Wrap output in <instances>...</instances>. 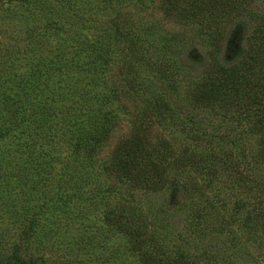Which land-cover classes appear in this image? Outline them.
Masks as SVG:
<instances>
[{"label": "rangeland", "instance_id": "1", "mask_svg": "<svg viewBox=\"0 0 264 264\" xmlns=\"http://www.w3.org/2000/svg\"><path fill=\"white\" fill-rule=\"evenodd\" d=\"M163 1L0 0V114L37 111L29 119L50 128L47 141L35 140L51 142L55 156L67 153L55 160L15 148L3 160L0 255L15 252L34 264H143L140 253L154 251L146 234L155 232V245L185 253L187 264H264V0H237L235 14L181 23L169 18ZM125 40L139 60L124 50ZM90 42H102L106 53L87 66ZM165 43L164 50H149ZM125 60L129 66L119 70ZM233 62L251 88L209 97L204 90L220 78L218 65ZM121 76L129 80L124 89L135 85L126 100L131 105L113 119L100 153L70 152L64 146L69 132L55 135L56 117L75 112L74 99L83 93L99 92L113 103L111 89L123 84ZM160 82L172 110L184 118L154 122L152 141L162 137L198 163L177 172L183 192L121 183L125 206L141 211L144 226L142 234L130 235L123 226L138 222L108 214L114 199L105 203L104 188L82 179L108 180L101 161L127 132L141 98L162 89ZM33 123L24 119L23 128ZM3 143L13 148V141L0 139V154Z\"/></svg>", "mask_w": 264, "mask_h": 264}, {"label": "trees", "instance_id": "2", "mask_svg": "<svg viewBox=\"0 0 264 264\" xmlns=\"http://www.w3.org/2000/svg\"><path fill=\"white\" fill-rule=\"evenodd\" d=\"M163 5L167 7L169 18L179 23L182 20L187 21L194 18L201 21L205 14H223L227 17L239 11L237 0H164ZM124 37L126 38V36ZM125 41L126 43H123L124 50L135 57L136 60H139V54L135 50L134 52L131 51V42L128 40ZM89 46L90 49L83 61V63L87 61L85 62L87 66H90L91 62L95 59L98 63L101 62L104 58L103 52L106 53V47H104L102 42H90ZM169 46V43H165L163 45L152 46L149 50L151 49V52H155L160 47H163L164 50V48ZM149 50L148 56L150 54ZM145 58L147 57H143V59ZM149 62L147 60L146 63L149 65ZM125 66H129L127 60L120 65L119 70H125ZM235 66L236 62L221 63L218 65V69L221 72L219 74L220 78L215 84H210L213 87L204 90L205 93H208L209 97H214V93L225 95V89H230L232 92H235V90L242 87V91L245 92L251 88L249 79L239 72ZM121 80L123 81L121 86H112L111 99L113 103L106 100L108 97L102 93L90 92L88 95L83 93L82 96L80 94L79 98L76 96L74 99L75 103H77L75 112L66 110L56 117L59 123L54 124L56 128L55 135L58 137L65 131L69 132L70 136L64 142V146L70 152L89 158L97 157V154L100 153V146L109 137L112 130L111 124H115L113 119L119 121V115L127 112L125 110L131 105H128L126 100L132 99L130 94L135 85L133 82H130V89H127V91L124 87L126 88L129 80H125L122 76ZM262 82H264V79ZM160 84L162 83L160 82ZM164 87L165 85L162 84V89L149 91L141 98L143 103L138 106V112L133 114L127 132L124 135L116 137L110 146L108 156L100 164V169L103 170L104 176L108 180L100 183L97 180L89 181L90 178L86 179L85 176L82 179L84 182L86 180V183L89 182L97 190L104 188L102 191H104L105 197L107 198L105 203H108L109 197L114 199L106 207L108 214H114L119 218L123 217V219L138 222L135 228L123 226L130 235H135L137 232L142 234L144 226L137 218V213L141 211H136V209L130 210L125 206L126 200L121 196L119 191L121 183L125 181L127 186L140 187L146 190L161 188L169 190L173 188L175 192L176 190L183 192L185 191V186L179 181L177 172H180L186 165L195 167L196 163H198V158L195 155L186 153L181 149L175 151L172 145L162 137H157L155 141H152L155 135V129L152 127L154 122L161 120L162 117H166L169 120L175 119L178 122L184 118L182 114L172 110L171 105L174 102L168 100L166 97L167 93L165 92L167 90H164ZM119 89H121V92H119ZM92 101H96L94 104L97 103V105L93 106L91 104ZM106 102L108 108H103V104L105 105ZM197 102L201 103L202 101L198 100ZM36 112L31 111L25 113L20 110L8 108L5 114H0V139L8 143L13 141V148H9L3 143L0 154V166L4 159L12 155L15 148L18 151L26 150L28 153L35 154L36 156H47L51 159L53 157L55 160H57L56 158L63 157V154H67L60 153L55 156L52 150L54 146H49L51 142H45L44 145L35 140L36 137H39L41 140L47 141V131L50 128V125L37 127L39 122L42 121L38 118L35 120L29 119L31 117L29 115L35 114ZM39 113L43 114L42 111H39ZM24 119L33 121L34 126L25 127ZM191 123L193 122L191 121ZM23 125H25L24 128ZM23 132L26 138L21 137ZM108 181H110V184ZM117 181H120V184H117ZM218 187L220 186H216L217 189ZM169 203L170 200H165L163 205L167 206ZM203 204L206 205L205 200ZM146 236L148 238L153 237L154 251L140 253L143 264H187L190 261V257L179 250L170 254V250L166 245L164 246L163 242L155 245V232H149ZM133 246L138 248L140 246V240L135 239ZM34 263L35 260L33 258H23L15 252L10 253L9 256L0 255V264Z\"/></svg>", "mask_w": 264, "mask_h": 264}]
</instances>
